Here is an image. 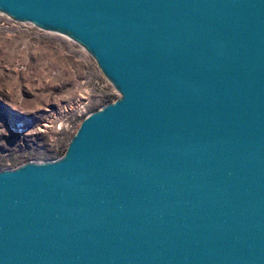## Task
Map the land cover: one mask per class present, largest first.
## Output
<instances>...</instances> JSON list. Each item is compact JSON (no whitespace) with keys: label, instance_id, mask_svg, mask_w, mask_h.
<instances>
[{"label":"water","instance_id":"water-1","mask_svg":"<svg viewBox=\"0 0 264 264\" xmlns=\"http://www.w3.org/2000/svg\"><path fill=\"white\" fill-rule=\"evenodd\" d=\"M117 97L59 158L0 169V264H264V0H0Z\"/></svg>","mask_w":264,"mask_h":264},{"label":"rangeland","instance_id":"rangeland-1","mask_svg":"<svg viewBox=\"0 0 264 264\" xmlns=\"http://www.w3.org/2000/svg\"><path fill=\"white\" fill-rule=\"evenodd\" d=\"M101 85L103 99L117 97L76 42L0 13V169L62 156L72 135L50 111Z\"/></svg>","mask_w":264,"mask_h":264},{"label":"built area","instance_id":"built-area-1","mask_svg":"<svg viewBox=\"0 0 264 264\" xmlns=\"http://www.w3.org/2000/svg\"><path fill=\"white\" fill-rule=\"evenodd\" d=\"M103 79L106 86H109L111 89H114L111 83L104 76ZM103 91V85H101V89L99 90V92L93 91V93H90L88 95H78L75 100H73L69 104L57 107L56 110H51L50 112L53 118V122L57 123H55V130H66L69 132L70 135H73L80 121L86 115L96 109H99L106 103L113 101L103 99Z\"/></svg>","mask_w":264,"mask_h":264}]
</instances>
